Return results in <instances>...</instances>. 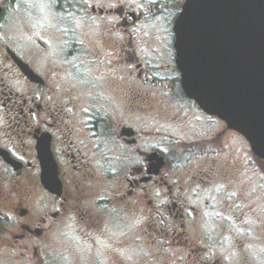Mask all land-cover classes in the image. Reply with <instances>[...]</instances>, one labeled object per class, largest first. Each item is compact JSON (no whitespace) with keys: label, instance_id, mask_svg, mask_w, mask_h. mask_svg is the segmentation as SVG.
Masks as SVG:
<instances>
[{"label":"flooded vegetation","instance_id":"obj_1","mask_svg":"<svg viewBox=\"0 0 264 264\" xmlns=\"http://www.w3.org/2000/svg\"><path fill=\"white\" fill-rule=\"evenodd\" d=\"M185 0H0V264H264V159L183 88Z\"/></svg>","mask_w":264,"mask_h":264},{"label":"water","instance_id":"obj_2","mask_svg":"<svg viewBox=\"0 0 264 264\" xmlns=\"http://www.w3.org/2000/svg\"><path fill=\"white\" fill-rule=\"evenodd\" d=\"M174 33L186 95L264 159V0H185Z\"/></svg>","mask_w":264,"mask_h":264},{"label":"rangeland","instance_id":"obj_3","mask_svg":"<svg viewBox=\"0 0 264 264\" xmlns=\"http://www.w3.org/2000/svg\"><path fill=\"white\" fill-rule=\"evenodd\" d=\"M68 261H70V260H69V258H68V259H66V262H65V264H67V263H68Z\"/></svg>","mask_w":264,"mask_h":264}]
</instances>
